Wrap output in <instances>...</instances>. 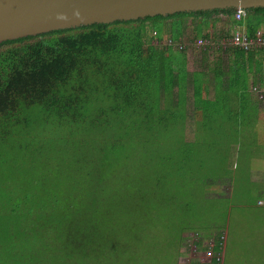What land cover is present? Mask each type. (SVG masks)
Instances as JSON below:
<instances>
[{
    "label": "trees",
    "instance_id": "obj_1",
    "mask_svg": "<svg viewBox=\"0 0 264 264\" xmlns=\"http://www.w3.org/2000/svg\"><path fill=\"white\" fill-rule=\"evenodd\" d=\"M236 13L0 43V264H148L185 246L182 264H225L227 200L209 186H238L242 144L255 141L242 134L264 110V48L218 44L191 72V44L180 46L189 21L194 39L213 41L221 15L217 39L245 24L264 38V9L241 23ZM212 76L223 88L211 96ZM192 212L205 218L195 224Z\"/></svg>",
    "mask_w": 264,
    "mask_h": 264
},
{
    "label": "water",
    "instance_id": "obj_2",
    "mask_svg": "<svg viewBox=\"0 0 264 264\" xmlns=\"http://www.w3.org/2000/svg\"><path fill=\"white\" fill-rule=\"evenodd\" d=\"M254 9H264V0H0V43L81 26Z\"/></svg>",
    "mask_w": 264,
    "mask_h": 264
},
{
    "label": "rangeland",
    "instance_id": "obj_3",
    "mask_svg": "<svg viewBox=\"0 0 264 264\" xmlns=\"http://www.w3.org/2000/svg\"><path fill=\"white\" fill-rule=\"evenodd\" d=\"M218 22L219 23L217 24L216 28H214L212 31L219 33L223 30L228 29V27H226L227 25H223L222 23H220V21ZM194 35V27L191 26V21H189L188 31L186 32V35H184L183 40L190 41L191 36ZM217 38H219V36H217ZM195 49L197 52H195L196 54H194L192 57L191 49L189 50L190 69L191 61H193L194 59H199L200 56V49L196 47ZM262 107L264 108V102ZM258 123L260 125V129L264 131V117L262 116V114ZM261 130L259 132H261ZM249 172L250 171L248 167H246L245 169L239 168L237 173H239L244 180L239 184L238 192L232 194V198H228L226 203L224 201L222 202L223 207L227 206L223 220L226 229V236L228 239V249L225 257V264H264V252L261 249L260 242L250 252H247L249 251L247 248H241L242 244L244 243L247 244L256 242V240H264V233H262L264 232V207L256 205L258 197L256 196L255 190L257 186L249 182ZM209 187L211 189L209 193L220 198L222 197V194L219 193L221 188L223 190L227 189L228 194L230 192L229 187H214L213 185ZM194 199L195 203H200L203 201V198ZM192 217H194L195 224H198L205 218V212H192ZM220 222L221 221L219 220L217 224H220ZM218 233H220V231H218V229H214L207 234L213 235V237H215ZM188 235H190V237L194 236L192 232H189ZM190 249H188L187 246H185V248H182V251H180V253L182 254L181 257L178 256V253L175 252H165L164 254L159 253L158 256H155V260L151 259L152 261H150L148 264H182V262L192 260V253L191 256L189 255V251L191 252ZM195 259L199 260L197 257Z\"/></svg>",
    "mask_w": 264,
    "mask_h": 264
},
{
    "label": "crops",
    "instance_id": "obj_4",
    "mask_svg": "<svg viewBox=\"0 0 264 264\" xmlns=\"http://www.w3.org/2000/svg\"><path fill=\"white\" fill-rule=\"evenodd\" d=\"M217 20L220 21V23H222L223 25L227 23V19L224 17V16H218L217 17ZM247 24L241 26V27H233V33L236 32V31H242V32H247ZM195 30V29H194ZM206 33H209V31H204V34ZM232 33V34H233ZM231 34V36H232ZM249 34V33H248ZM221 33H217L213 36H215V38H213V41L209 40L214 46H217L222 40L220 39H216V36H220ZM198 39H202V38H196L194 39L193 36H191V42L189 41H186L188 43H191V57L196 54L195 52L196 49H195V45H194V42ZM197 48V47H196ZM214 51V50H212ZM223 51V50H222ZM224 52V51H223ZM203 52L201 50H199V55H203L202 54ZM204 63L203 60H202V57L199 58V59H194L193 61H191V72H202L203 67L204 66ZM211 73V71H210ZM211 82H212V85L210 87V93H211V96L214 94V92L216 91L217 93H220L222 91V84H221V81L220 80H216L215 77H211ZM254 88H253V93L252 95L254 96L255 100H256V96L254 94ZM260 99V98H259ZM258 111L256 109V111L254 112V117H253V120L252 122H249L248 124V128L243 132L242 136H247V137H250V138H253L255 141H253L252 143V146H249V145H246L245 142L244 144H242V146H245L244 147V150H242V155H241V158L242 160H240L239 162V168H242V169H245L246 167H248L249 169V175H250V179H249V182L251 184H255L257 187H256V190H255V193H256V196L258 197L257 198V201L259 199H263L264 198V131L260 129V125H259V119H260V115L258 114ZM261 114L262 116L264 117V110L261 111ZM261 130V132H259ZM237 150H234V154H236V156L239 155V151L241 150V147ZM236 166V168L238 167ZM243 177L238 173V186L236 189H231L230 188V192L228 194L227 192V189H222L220 190V194H222V197L223 199L227 200L228 198H232V194L234 193H237L238 190H239V184L243 181ZM215 183H219V182H215ZM220 183H222L220 181ZM257 206H259L257 203H256ZM264 233V232H262ZM259 242L261 243V249L262 251L264 252V240H256V242H253V243H244L242 244L241 248H247L249 251L247 252H250L253 250L254 247H256ZM247 252H244V253H247Z\"/></svg>",
    "mask_w": 264,
    "mask_h": 264
},
{
    "label": "built area",
    "instance_id": "obj_5",
    "mask_svg": "<svg viewBox=\"0 0 264 264\" xmlns=\"http://www.w3.org/2000/svg\"><path fill=\"white\" fill-rule=\"evenodd\" d=\"M248 17L247 12L245 11H238L236 15H234V20H236L238 23L244 22ZM172 43V41H170ZM191 43H188L185 41V44L181 45V49L186 50V46H189ZM194 45L200 49H214V45L206 39H198L194 42ZM219 48L221 47L223 51H228L230 49H237V48H244L248 51L253 49L254 47H260L264 48V38L261 32L257 33L256 38H251V36L242 31H236L232 34L231 38L223 39L219 43ZM254 90H257L256 88ZM260 98L264 99V94H260ZM260 204L264 205V202L262 201ZM219 261L222 259L221 256L218 255ZM212 260V254L208 253L207 255H204V257L201 259L202 262L210 263Z\"/></svg>",
    "mask_w": 264,
    "mask_h": 264
}]
</instances>
